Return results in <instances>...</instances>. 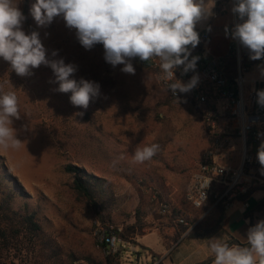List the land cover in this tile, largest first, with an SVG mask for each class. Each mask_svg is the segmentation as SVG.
I'll use <instances>...</instances> for the list:
<instances>
[{
    "label": "rangeland",
    "instance_id": "obj_1",
    "mask_svg": "<svg viewBox=\"0 0 264 264\" xmlns=\"http://www.w3.org/2000/svg\"><path fill=\"white\" fill-rule=\"evenodd\" d=\"M34 2L31 0L30 5ZM19 6L22 10V0ZM32 22L48 59L62 58L66 64H75L77 71L71 78L97 82L100 95L87 109L73 106L71 93L55 91L59 85L50 67L41 65L32 75L21 77L0 58V85L5 91L16 92L21 111V118L14 119L12 125L21 146L0 148L3 162L20 186L11 206L16 211L27 208L29 213L35 212L51 243L39 244L31 262L69 264L73 258H86L99 264L104 259L96 234L99 220L71 196L73 177L65 168L74 164L102 179L97 187L104 195L106 216L114 225L123 228L134 223L139 206L146 212L151 210L145 236L136 238L154 254L129 245L120 254L122 264H137L139 252L144 261L141 264H155L152 259L161 256L162 264H171L170 259L177 260L189 245L196 244L195 239L183 237L189 229L179 234L182 227L176 219L186 217L190 210L196 212L189 194L202 156L211 147L199 108L177 100L162 105L165 93L154 72L139 69L133 62L134 75L123 73V65L113 68L103 58V46L85 50L75 30L67 28L62 18L46 28L38 27L33 18ZM23 28L30 33L26 21ZM54 50L58 52L55 57ZM259 130L264 133V126ZM153 143L159 145L153 159L134 164L136 147ZM0 189L6 194L12 191L8 185L0 184ZM161 204L168 205L166 213ZM190 219L194 224L196 217ZM209 254L206 244L201 250H193L188 262ZM1 260L12 263L11 258Z\"/></svg>",
    "mask_w": 264,
    "mask_h": 264
},
{
    "label": "clouds",
    "instance_id": "obj_2",
    "mask_svg": "<svg viewBox=\"0 0 264 264\" xmlns=\"http://www.w3.org/2000/svg\"><path fill=\"white\" fill-rule=\"evenodd\" d=\"M21 0H0V58L8 62L18 76L32 75L41 65L52 69L55 89L71 93L73 106L87 109L100 95V85L88 79L71 78L77 66L61 59H48L40 34L26 32L27 17L20 8ZM216 0H35L30 14L38 27H48L56 18L75 30L79 44L85 50L97 44L103 46V58L113 68L135 74L133 60L159 61L162 78L168 90L179 102L178 93L190 92L199 81L197 75L183 82L175 75L195 71L198 56L192 50L200 43L197 26L214 15ZM231 12L238 23L226 35L247 49L251 60L264 59V0H234ZM58 52L54 50L52 56ZM257 104L264 107V90H257ZM82 115L83 113H79ZM21 118L19 98L15 91H5L0 85V148L19 149L13 120ZM261 135V134H258ZM159 145L137 146L132 156L134 164L151 161ZM257 160L264 174V142L257 151ZM213 264H264V219L247 230L246 245H229L221 238L207 239Z\"/></svg>",
    "mask_w": 264,
    "mask_h": 264
},
{
    "label": "built area",
    "instance_id": "obj_3",
    "mask_svg": "<svg viewBox=\"0 0 264 264\" xmlns=\"http://www.w3.org/2000/svg\"><path fill=\"white\" fill-rule=\"evenodd\" d=\"M230 2L233 6L234 0ZM238 22V17L234 15L232 28ZM199 34L201 40L209 38L207 33ZM229 50L239 62L238 76L233 80L226 77L218 58L204 52L198 56L195 71L182 75V70L178 69L175 73L176 77L185 83L194 75L199 77L196 87L190 92L178 93V99L196 105L204 119L212 121L211 130L215 139L214 145L203 154L198 171L193 177L189 199L196 209L204 207L211 193L216 200L215 204L224 203L225 208H228L234 201L240 200L241 196L254 191L263 183L260 178L261 165L257 160V151L261 142H264V133L259 130L260 126H264V107L257 104L256 92L264 90V78L255 81L254 87L245 92L247 79L244 74L249 70V65H242L240 62L242 46L231 38ZM196 51H192L193 56H197ZM151 61L158 69L156 76L160 85L168 90V82L162 78L159 61ZM256 62L264 64V59ZM235 137L241 141L240 164L238 166L221 164L218 157L225 154L228 149L234 151L232 142ZM161 208L163 213L169 210L167 204H161ZM176 220L178 224H189L187 218L183 216L177 217ZM114 230V225L107 230L97 223L96 234L99 235V242L105 244L104 255L115 256L127 250L130 245ZM117 230L121 231L122 228L117 227ZM72 264L93 263L89 259L78 258Z\"/></svg>",
    "mask_w": 264,
    "mask_h": 264
},
{
    "label": "trees",
    "instance_id": "obj_4",
    "mask_svg": "<svg viewBox=\"0 0 264 264\" xmlns=\"http://www.w3.org/2000/svg\"><path fill=\"white\" fill-rule=\"evenodd\" d=\"M30 3L31 0H22V11L27 17L26 24L31 32L35 31V28L33 26L30 14ZM203 52V49L199 47L195 55L201 56ZM132 62L139 69L152 71L155 73V75L158 72V69L154 67L152 61L140 62L138 59H136ZM163 90L165 93V97L162 105H172L173 102L176 101V99L168 90H166L165 88H163ZM180 101L181 103L185 102L183 100ZM211 122L212 121L210 120H205L206 129L208 131L210 144L212 147L214 145L215 139L214 134L211 130ZM65 171L73 177V181L70 185L71 196L73 200L83 210L88 213L94 214L103 228L110 230V226L114 224L112 223V220L106 216L104 195L102 193V190L98 188L102 184V179L96 177L95 175H89L86 169L74 164L67 165ZM0 184L12 187V191H10L8 194L4 193V191L0 189V195H3L2 198L0 197V251L2 252V256L0 254V264H5L1 259L6 260L8 258H11V264H33L31 260L32 257L36 256L38 245L40 244L48 246L51 243L47 241L46 233L41 223L37 220V215L35 212L29 213L27 211V208L26 211H16L12 208L11 200L15 196V191H18V189H20V186L17 182V179L12 177L11 173L8 171L1 156ZM251 193L252 192H249L248 194L241 196L240 199L248 198ZM215 203L216 200L213 197V193H211L209 200L204 205V208L209 209L214 206L217 211L223 213L225 211V204ZM150 211L146 212L141 206H139L136 210V221L134 223L123 226L121 231L117 230L118 225H114V232H116L122 240L128 242L130 245L139 246L142 251H144L148 255L154 253H152V250L141 245L137 238L145 236L144 229L147 225L146 218ZM245 216L250 220L252 226L255 225L256 221L264 219V201L254 209L247 212ZM220 221L221 218L219 221H217L216 225L212 226H207L202 223L195 227L187 235H185L184 239H206L217 232V230L219 229ZM2 222L5 223L4 226L2 225ZM180 225L182 229L179 234L181 235L187 232L189 226L182 224ZM227 243L229 245H246V243H242L233 237H230ZM99 244L102 249L105 247L104 243L99 242ZM55 253H58L57 249ZM120 254L121 252H119L115 256L105 255L103 261H101L99 264H122V258ZM139 254H141V252H139ZM213 259L214 257L212 256L205 261L197 264H212ZM16 260H18V263H15ZM73 261L74 258L70 260L69 264H72Z\"/></svg>",
    "mask_w": 264,
    "mask_h": 264
},
{
    "label": "crops",
    "instance_id": "obj_5",
    "mask_svg": "<svg viewBox=\"0 0 264 264\" xmlns=\"http://www.w3.org/2000/svg\"><path fill=\"white\" fill-rule=\"evenodd\" d=\"M231 8L232 4L230 0H216L215 7L212 9L214 15L197 26V31L199 33H207L209 38L205 41L200 39L199 45L192 51L200 47L205 54L218 58L223 65L226 77L233 80L238 76L239 62L230 53L231 37L225 33V28L227 27L231 30L234 23V14L231 12ZM240 62L242 65H249V70L244 74L247 79L245 92H248L254 87L255 81L264 78V64H258L256 60H251L247 49L243 47ZM232 143L234 145V151L231 152L228 149L225 154L223 153L218 157V161L224 165L238 166L241 162L242 155L241 141L238 137H235ZM261 171L262 169L260 170V178L263 183L252 191L248 198L234 201L230 207L225 208L223 213L217 211L214 206L209 209H205L204 207L196 209L193 207V210H196V212L190 210V212H187L188 217L183 216L187 218L188 222L192 216L196 217L194 224L189 222L191 227L188 231H191L194 227L202 223L207 226H212L216 225L220 218L221 221L217 232L206 239H195L196 244L194 246L189 245V249L183 251L177 257V260L170 259L171 264H197L212 257L213 255L209 254L198 260L188 262L193 250H201L208 243L207 239L211 237L221 238L224 242H228L230 237H233L242 243H246L247 230L252 225L245 215L264 201V174H261ZM245 203L247 204L246 206L244 205ZM147 256L146 258L148 259L149 256ZM152 261H156L155 264H162L164 263V256H161L159 259L155 257ZM141 262L143 263L144 261L142 260V255L139 254L137 264H141Z\"/></svg>",
    "mask_w": 264,
    "mask_h": 264
}]
</instances>
